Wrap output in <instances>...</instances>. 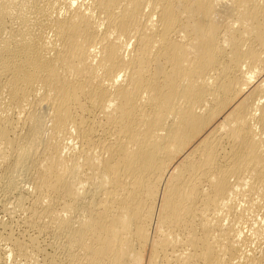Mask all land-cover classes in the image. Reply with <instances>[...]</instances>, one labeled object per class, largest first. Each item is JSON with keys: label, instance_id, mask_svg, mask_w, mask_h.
I'll use <instances>...</instances> for the list:
<instances>
[{"label": "bare ground", "instance_id": "1", "mask_svg": "<svg viewBox=\"0 0 264 264\" xmlns=\"http://www.w3.org/2000/svg\"><path fill=\"white\" fill-rule=\"evenodd\" d=\"M0 264H264V0H0Z\"/></svg>", "mask_w": 264, "mask_h": 264}]
</instances>
